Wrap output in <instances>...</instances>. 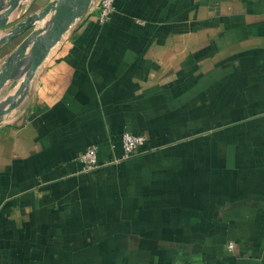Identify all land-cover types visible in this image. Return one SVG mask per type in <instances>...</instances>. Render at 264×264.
I'll use <instances>...</instances> for the list:
<instances>
[{
  "label": "crops",
  "instance_id": "1",
  "mask_svg": "<svg viewBox=\"0 0 264 264\" xmlns=\"http://www.w3.org/2000/svg\"><path fill=\"white\" fill-rule=\"evenodd\" d=\"M60 1L0 0V264H264V0H80L31 70Z\"/></svg>",
  "mask_w": 264,
  "mask_h": 264
},
{
  "label": "built area",
  "instance_id": "2",
  "mask_svg": "<svg viewBox=\"0 0 264 264\" xmlns=\"http://www.w3.org/2000/svg\"><path fill=\"white\" fill-rule=\"evenodd\" d=\"M114 0H99L98 2V20L100 23L105 22L113 12ZM146 136L144 134L131 133L124 131L120 137V145L122 153L115 160L128 158L139 154L141 146L145 143ZM77 160L81 163V171L89 172L98 167L97 146L90 145L78 154ZM232 247V244L229 245Z\"/></svg>",
  "mask_w": 264,
  "mask_h": 264
},
{
  "label": "water",
  "instance_id": "3",
  "mask_svg": "<svg viewBox=\"0 0 264 264\" xmlns=\"http://www.w3.org/2000/svg\"><path fill=\"white\" fill-rule=\"evenodd\" d=\"M12 1L14 2V5L18 2V0H12ZM78 1L80 0H62L60 1L62 3L58 4L54 8L52 27L48 31V34H47L48 35L47 39L49 41L47 43H43L41 47H34L33 59L29 65L31 70H33L36 67L38 60L41 58L40 49L42 48V50H44V48L47 47L51 43L52 36H56L61 31L64 21L68 20L74 13L75 10H72V8L77 6ZM53 5L54 4H51V3L47 4L42 12V15L43 14L45 15L46 13H48L51 10ZM3 24L4 22H0V26ZM30 25H31V19L28 18L23 23L13 28L11 33L15 34L16 32L20 31L23 28H28ZM21 49L23 50V47ZM9 64L11 67V63ZM4 76H8V72L3 73L2 80ZM13 107H14V104L13 103L10 104V106H8L7 108V111Z\"/></svg>",
  "mask_w": 264,
  "mask_h": 264
},
{
  "label": "rangeland",
  "instance_id": "4",
  "mask_svg": "<svg viewBox=\"0 0 264 264\" xmlns=\"http://www.w3.org/2000/svg\"><path fill=\"white\" fill-rule=\"evenodd\" d=\"M41 31V30H40ZM39 31V32H40ZM40 34V35H39ZM43 33H38L33 40H31V44L34 47H41L43 43H47L49 40L43 36ZM41 40V41H40Z\"/></svg>",
  "mask_w": 264,
  "mask_h": 264
},
{
  "label": "bare ground",
  "instance_id": "5",
  "mask_svg": "<svg viewBox=\"0 0 264 264\" xmlns=\"http://www.w3.org/2000/svg\"><path fill=\"white\" fill-rule=\"evenodd\" d=\"M41 41V40H40Z\"/></svg>",
  "mask_w": 264,
  "mask_h": 264
}]
</instances>
